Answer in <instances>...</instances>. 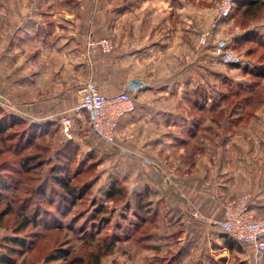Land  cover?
I'll use <instances>...</instances> for the list:
<instances>
[{"label":"rangeland","instance_id":"1","mask_svg":"<svg viewBox=\"0 0 264 264\" xmlns=\"http://www.w3.org/2000/svg\"><path fill=\"white\" fill-rule=\"evenodd\" d=\"M221 1L0 0L1 96L19 95L3 86L6 74L28 77L38 67L50 79L72 59L64 73L72 84L90 78L87 64L97 61L103 64L94 68L97 83L135 74L149 82L147 98L162 112L154 134L171 140L163 152L139 156L137 162L123 152L127 145L95 134L88 112L64 109L58 121L34 135L23 134L30 120L11 126L0 134L1 252L7 238L20 235L26 246L13 255L17 264H62L47 258L57 248L69 250L74 264H96L99 251V264H264V252L240 242L226 246L199 198L242 158L256 165L264 156V0L260 7L234 2L213 27ZM102 40H109V50H103ZM34 54L40 57L33 59ZM81 89L65 87L67 99L76 102ZM121 90L126 89L114 92ZM34 95L31 88L22 97ZM15 112L27 115L0 99V117ZM194 162L202 184L181 185L177 178L194 173L187 168ZM160 167L178 185L169 186L167 199L154 197L153 210L141 213L148 221L140 223L125 204ZM60 178L75 187V202ZM115 180L125 192L110 198L106 192ZM101 203L105 210L95 218ZM25 215L35 216L38 224L17 231ZM104 243L114 249L106 250Z\"/></svg>","mask_w":264,"mask_h":264},{"label":"crops","instance_id":"2","mask_svg":"<svg viewBox=\"0 0 264 264\" xmlns=\"http://www.w3.org/2000/svg\"><path fill=\"white\" fill-rule=\"evenodd\" d=\"M39 57V55L34 54L33 59ZM72 61V59L69 61L67 59L65 63H63V68L56 71L54 75H50V79L47 78L46 73L42 74L38 67H35V70L28 74V77L26 76L27 74H21V76L17 77H10V74L4 75L3 86L4 83H6V87H8L6 90H12V92L13 90H17L19 93V95L12 97L11 99L7 96H3L4 99L6 102H10L11 104H14V106H17L23 114L29 116L34 115L37 119L42 117L51 123L55 122V120L58 121L59 113L64 109H70L75 103L74 101L70 102L67 99L69 94L65 92V87L73 84L75 87L80 88L84 86L87 81L86 79L75 80V82L69 84L71 83L69 81L70 79L66 78L64 73H66L65 70L68 62ZM84 63L83 60V62H80L79 66L83 67ZM26 65L29 66L28 63ZM87 65L92 67V73L89 74L92 78H94L93 74H95L94 68L100 65V67H103V64L97 63V61H90ZM22 67H24V65ZM94 76L96 77L97 75L95 74ZM132 78L143 80L145 85L138 90L132 91L135 97V107L132 111L121 118L117 128V141L120 144L127 145L123 148V152L126 154L128 153L132 157L134 156L136 161L139 162V156H146L160 151L163 152V147H169L171 143L168 135L164 137L162 135L159 136L158 134H154L157 126L161 125L157 119L162 117V112L161 109H156V106L151 104V101L149 100L150 98H147L149 96V82L140 75L135 74L126 79L116 78L113 82L109 83V85H106L101 81L98 83H100V87L103 91L113 93L121 87L127 89V82ZM31 88L34 90L35 95L29 100L24 99L22 97L23 92ZM67 90L71 92L70 87H68ZM158 107H160V105ZM156 124L157 126L155 128ZM159 129L157 131H159ZM261 151H264V149H261ZM145 164H151L148 158H146ZM179 165L184 166L185 163L179 162ZM196 165H198L196 162L193 163V166L191 163L187 165V168L190 167L192 169L193 167L194 173L189 172L177 178V180L181 182V185L196 186L202 184V179L204 177L199 175V172H195L196 169L194 166ZM138 177L139 176H137V178ZM174 178L171 179L163 167H160L159 169L157 168L156 171H152L151 173L149 172L142 182L145 185V189H149L150 200L154 201V197L162 199L165 197L167 199L171 194L169 186L173 187V185H178V182H175ZM219 179L218 182L215 181L216 185L208 191V193L200 192L199 194V198H203L200 203L202 205L201 209L204 211L206 210L209 213V216L215 218L214 223L217 224V221L222 216L224 200L226 201L229 197L235 196L249 189L252 190L254 196L252 201L254 211L258 216H264V156L258 158V164L256 165L252 164L250 158H242L240 165H232V168L225 170ZM138 185H140V182H138ZM143 191L144 190H141L139 193ZM174 201L177 204L179 203V200L177 199ZM187 202L192 203L193 199L189 198Z\"/></svg>","mask_w":264,"mask_h":264},{"label":"built area","instance_id":"3","mask_svg":"<svg viewBox=\"0 0 264 264\" xmlns=\"http://www.w3.org/2000/svg\"><path fill=\"white\" fill-rule=\"evenodd\" d=\"M234 2L235 0L221 1L213 27L229 14ZM100 43L103 50L111 48L109 40H102ZM81 90L82 93L71 110L77 114L88 112L95 134L108 143H115L121 118L135 107L134 93L128 89L104 93L91 77L87 79ZM62 119L64 124L69 123L65 115ZM253 198L251 192H243L228 199L217 224L222 232L259 254L264 252V216H258L254 211Z\"/></svg>","mask_w":264,"mask_h":264},{"label":"trees","instance_id":"4","mask_svg":"<svg viewBox=\"0 0 264 264\" xmlns=\"http://www.w3.org/2000/svg\"><path fill=\"white\" fill-rule=\"evenodd\" d=\"M239 1V0H235ZM244 4H246L248 7H255V6H262V2L261 0H245ZM233 64H236L235 61L232 62ZM264 70V69H261ZM260 73V72H257ZM26 120H30L31 122L29 123V125L24 128L23 130V134H36L38 133V130L46 125V124H51L50 122H48V120H35L32 119L30 116L25 115L23 116L22 114H17L15 113H11V114H6L2 117H0V134L6 133V131L9 130V128H11V126L18 124L20 122H25ZM30 128V130H28ZM30 136V135H29ZM31 137V136H30ZM29 159L25 158V160L23 161V165L24 166H28L27 163ZM28 170L30 168H27ZM66 177V176H63ZM59 184L65 189L66 193L72 198L73 202H75L76 200V189L73 185L70 184L69 180L67 178H60L59 179ZM118 185V186H117ZM89 189L86 188L82 191H80V197H83L84 193L87 192ZM125 191H123V188L121 186H119V181L115 180L111 183V185L109 186V188L107 189V196L110 198H114L117 195L118 196H122L124 194ZM149 189L146 188L144 189L143 192L137 194V196H135L134 199H132L133 201L131 202V200H127L125 206L127 209H132L133 210V215H135L136 217L139 218L140 223H144L148 221V218L144 215H142L141 213H146V215L149 214L150 211L153 210V202L151 201L149 198ZM231 198V197H230ZM133 207V208H132ZM105 205L104 204H100L98 205V210L96 215L94 216L95 218L98 217V215L101 212H104ZM10 208L8 210H6L5 212H9ZM148 213V214H147ZM2 216V214L0 215ZM105 220L106 222H108V219L104 216H102V221ZM38 224V219L34 216H30V215H25L23 217V219L20 222L19 227L17 228V231L19 230H23L25 228H27V226L29 225H37ZM140 225V224H139ZM221 236L224 237V241L225 244L228 248H234V246L236 245V243H238V241L236 239H234L233 237H231L230 235H228L227 233L222 232ZM6 243H4L3 245L6 247V250H3V252L0 251V263L1 264H17L16 259L14 258V254L18 253L17 249H20V252L23 253L25 246H26V241L25 238L20 236V235H11L9 238H7ZM114 244L113 243H104L103 247L106 250H112L114 249ZM102 247V248H103ZM182 252V250H181ZM70 251L66 250V249H56L54 251V253L50 254L47 258L49 260H59L62 259L63 263L62 264H74L76 263V260L74 258L70 259ZM100 251L99 253H97V255L94 257V259L96 260V264L100 263ZM196 264H199L198 262Z\"/></svg>","mask_w":264,"mask_h":264},{"label":"water","instance_id":"5","mask_svg":"<svg viewBox=\"0 0 264 264\" xmlns=\"http://www.w3.org/2000/svg\"><path fill=\"white\" fill-rule=\"evenodd\" d=\"M145 82L138 78H132L127 82L126 88L131 91L138 90L139 88L143 87ZM0 99L4 100V97L0 95Z\"/></svg>","mask_w":264,"mask_h":264}]
</instances>
